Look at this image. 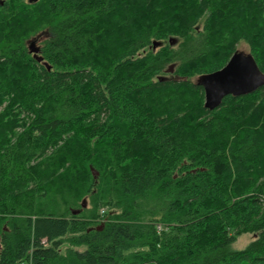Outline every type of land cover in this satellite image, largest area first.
<instances>
[{
  "label": "trees",
  "instance_id": "obj_1",
  "mask_svg": "<svg viewBox=\"0 0 264 264\" xmlns=\"http://www.w3.org/2000/svg\"><path fill=\"white\" fill-rule=\"evenodd\" d=\"M240 43L264 0H0V264H264V86L197 84Z\"/></svg>",
  "mask_w": 264,
  "mask_h": 264
},
{
  "label": "water",
  "instance_id": "obj_2",
  "mask_svg": "<svg viewBox=\"0 0 264 264\" xmlns=\"http://www.w3.org/2000/svg\"><path fill=\"white\" fill-rule=\"evenodd\" d=\"M36 2L38 0H28ZM170 44H173L170 41ZM159 43L154 42L152 47L156 49ZM29 52L37 62H41L38 56L39 48L32 43ZM171 69L169 70V72ZM197 84L202 87L204 92V108L213 111L217 109L222 100L227 96L240 97L254 93L264 86V74L257 67L254 59L250 55L235 52L226 65L213 73L202 75ZM94 179L97 178L96 172H92ZM85 207V202L82 208ZM78 211H73L76 215Z\"/></svg>",
  "mask_w": 264,
  "mask_h": 264
},
{
  "label": "rangeland",
  "instance_id": "obj_3",
  "mask_svg": "<svg viewBox=\"0 0 264 264\" xmlns=\"http://www.w3.org/2000/svg\"><path fill=\"white\" fill-rule=\"evenodd\" d=\"M35 44V47H38V39H35L34 42ZM32 44V43H31ZM30 44V45H31ZM237 52H240V53H243L245 55H249L248 54V47L244 44V43H240L238 46H237ZM85 206H88V202L86 201V204ZM255 238L254 235H251V234H245V235H242L238 240L237 242L233 245L234 249L236 250H241V249H244L246 247V245L251 242L253 239Z\"/></svg>",
  "mask_w": 264,
  "mask_h": 264
},
{
  "label": "built area",
  "instance_id": "obj_4",
  "mask_svg": "<svg viewBox=\"0 0 264 264\" xmlns=\"http://www.w3.org/2000/svg\"><path fill=\"white\" fill-rule=\"evenodd\" d=\"M104 213V211L102 210V211H100V214L102 215ZM99 221H101V219H99ZM157 229L158 230H160L161 228H160V226H157Z\"/></svg>",
  "mask_w": 264,
  "mask_h": 264
}]
</instances>
